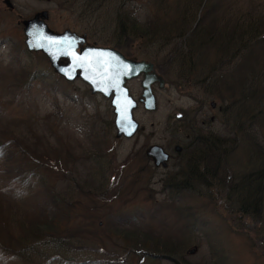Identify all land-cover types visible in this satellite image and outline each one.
Here are the masks:
<instances>
[{"label": "rangeland", "instance_id": "374dc122", "mask_svg": "<svg viewBox=\"0 0 264 264\" xmlns=\"http://www.w3.org/2000/svg\"><path fill=\"white\" fill-rule=\"evenodd\" d=\"M75 1L68 0L64 3V0H11L6 5L5 0H0L1 128L11 129L27 146H35L36 151L42 145V156L49 161L53 162L57 155L62 159L67 154L70 155L69 166L72 167L73 164L75 169L72 178L79 184L89 181L87 179L95 180L91 184L102 181L103 176L100 175H105L108 171L114 177L116 170L113 168L118 162L133 151L140 150L138 160L139 156L144 155L142 152L144 153L148 144H159L175 155V143L184 148L192 146L201 151L202 148L209 149L210 146L204 139H214V143L221 144L222 139L228 138L232 132L234 136L231 139L238 142L232 153L222 161L219 157L220 163L218 160H210L208 166L215 169L219 164L215 174L224 177L227 185L247 181L243 179L244 176L248 177L262 167L259 152H256L257 148L253 143L257 142L259 149L264 151L263 124L256 123L255 128L251 126L248 131L240 132L239 135L237 127L246 122L242 118L249 116L250 104L256 100L263 103L264 100V1L181 0L191 4L196 16L200 13L206 14L205 24H201V29L192 26V29L189 28L191 31L188 29L189 33H184L185 41L170 38L166 40L161 35L150 40V43L142 38L132 41L129 38L121 39L120 36L114 38L111 36L112 29H104L99 20H93V26L88 25L92 35L87 40L89 44H102L98 42L100 40L110 41L108 47L136 60L151 61L159 74L163 76L162 71L167 76H163L166 83L162 88L157 83L153 84L156 109L148 111L139 104L134 110V117L140 125L138 131L130 138L121 137L116 138L117 140L110 99L100 94H92L89 86L80 79L66 81L54 71L43 53L30 52L24 45L22 20L43 9L48 11L47 23L50 29H72L81 33L82 31L72 26L76 22L86 25L84 19L80 20L79 16L75 17L73 14L74 10L80 12ZM155 1L134 0L126 7L130 9L127 14L130 12L128 16L133 17V23L143 27L150 26L152 33H159L165 28V31L159 33L165 34L166 25H175L177 22L172 21L175 18L181 19L182 13L171 11L167 14L163 6H158L160 0L157 3ZM166 1L176 3V0H162L159 3L164 4ZM84 2L86 4L87 0ZM108 5L103 9L105 13L111 9ZM189 12L190 10L184 13V18ZM158 15L164 16L163 20L159 21ZM218 18L223 21H218ZM215 22L220 25L214 26ZM253 26L262 30L260 34L250 32V27ZM223 29L229 31L233 38H238L241 48L229 43L231 35L228 39L220 36L219 31ZM243 34L245 37L241 42ZM178 42L182 44L178 45ZM195 43L199 44L194 48L188 47ZM180 46L186 49L185 56L180 51ZM215 50L221 53L216 55ZM215 58L217 60L214 61ZM169 59L174 65L168 67ZM191 66H195V73L187 74L184 79L185 70ZM235 71L238 76L233 74ZM141 79L142 75L126 82L135 99L142 92ZM254 88H257L256 93ZM243 96L248 99L247 102H244ZM211 102H215L214 107L210 106ZM177 113H181V117H177ZM2 129L0 138L6 140L8 137L4 128ZM197 133L203 135V143L199 141L194 144V141L189 140L191 134L195 136ZM2 151L0 150V163L3 164V161H8V149L4 157ZM46 151L48 155L45 154ZM187 152L184 150L182 154L171 158L167 167L152 169V175L144 178L150 188L144 185L148 190L144 196L151 195L149 199L141 198L140 194L138 198L124 205L118 200L119 205H112L111 213L106 214L109 221L101 219L103 228L97 229L92 225L86 229L84 235L67 239L75 244L74 251H78L75 257L79 259V264H91L94 261H85L83 257L96 256L114 259L121 256L124 259L121 264L135 262L133 257L126 259L129 254L124 257L126 251L121 248L120 243L114 245L108 241L100 242L102 238L112 235L108 229L109 222L117 223L120 227L122 224L125 227L138 228L154 235L162 234L174 240L192 238V243H197L198 248L192 254L186 253L184 248L185 256L192 260L200 259L199 262L204 257L216 260L223 255L226 264H264V194L261 201V219L258 221L248 214L243 215L239 205L223 196L226 192L229 193L227 187L214 186L210 182V188L194 183L190 190H179L170 186L176 178L171 184L164 185L165 178H171L170 174L173 175L178 166H184ZM9 164L27 175L17 179L21 194L18 201L22 200V196L31 198L27 189L38 182L37 174L40 169L35 173L34 170H29L28 165L16 168L15 163ZM55 176L47 171L46 187L55 184L56 188H52L65 194L63 196L82 198L77 191L79 186L71 184L67 179L70 177L68 173H65V177ZM105 182L107 186L111 185V178H106ZM73 188L75 191L71 194ZM30 190L39 189L33 187ZM232 195L234 193L231 191L230 196L233 198ZM121 196L124 194L120 192L116 199ZM105 197L103 195L102 199ZM94 200L96 201L93 203L99 205L100 201L97 198ZM36 202L38 201H27L25 209L30 210ZM78 205H82V202ZM74 209L71 218L76 212H81L77 206ZM112 237L115 238V235ZM79 244L85 246L80 248ZM45 251L60 258L49 264H68L62 261L63 258L72 257L65 254L67 252H59L52 247ZM95 263L102 264L101 261ZM0 264H21V261L0 253ZM150 264H166V260Z\"/></svg>", "mask_w": 264, "mask_h": 264}, {"label": "trees", "instance_id": "16d2710c", "mask_svg": "<svg viewBox=\"0 0 264 264\" xmlns=\"http://www.w3.org/2000/svg\"><path fill=\"white\" fill-rule=\"evenodd\" d=\"M132 1L134 0H87L85 4L84 0H76L75 3H77L80 8V12H76L73 9V14L75 17L79 16L80 20L84 19L86 25L76 22L73 23L72 26L85 32L89 36L90 29L88 25L93 26L92 21L99 20L100 25L103 26L104 29L113 30L111 36L114 38H129L128 40L130 41L135 38H142L147 39V41L149 40L148 43H150V40L156 38L157 35L163 36L166 40L170 38L171 40L185 41V34L191 31L190 29H192V26L201 29V24H205L206 14L200 13L199 16H196L195 9L191 8L192 6L189 2L176 0V3L166 1L163 4L159 3L162 2V0L159 2L156 0L154 3L158 2L159 7L163 6L167 14L171 13V11H180L182 13V18H175L174 21H172V23L177 22L175 25H166L165 34H159L163 32V30L165 31V28H162L163 30L159 33H152L150 31V26H139L132 22L133 17L131 18V16H128L129 13L127 14V12L130 9L126 7L130 5ZM135 1L144 2L145 0ZM261 1L264 0H259V2ZM67 2L68 0H64V3ZM107 5L110 6L111 9H108L107 13H105L103 9H105ZM123 8L126 9L123 10ZM189 10L190 12L187 14V17L184 18V13ZM113 15L114 19H112ZM157 18L161 21L164 16L159 17L158 15ZM218 21L223 20L218 18ZM219 25V22L214 23L216 27ZM261 31L262 30L256 26L250 27V32L254 34L257 32L260 34ZM219 34L223 39H228L231 35L229 43L236 46L238 45L237 47L241 46L238 38H233L232 34L226 31V29L219 31ZM244 37L245 34L240 38L241 42ZM255 37L256 35H254V38ZM98 42L103 45H107L108 42L111 43L106 40H100ZM148 43H145V45L150 46ZM177 44L179 45L182 43L178 42ZM198 44L199 43L193 45L189 44L188 47L194 48ZM180 49L185 56L184 50L186 49H182L181 46ZM215 51L216 53L214 54L216 55L221 53V51ZM215 60H217V58H215L214 61ZM172 64L173 62H170L169 59L168 67ZM195 69V66L188 67V69L185 70L184 79L187 74L195 73ZM161 73L167 78L165 73L162 71ZM235 73L236 71L233 72V74ZM235 75L238 76V72ZM253 91L256 93L257 88H254ZM243 97L245 99L244 102H247L248 99L245 96ZM250 106L251 110L249 116L247 118H242L244 121L246 119V122L237 127L238 135L240 132L245 133V131H248L251 126L255 128L256 123L263 124L262 130L264 129V121H261L262 119L264 120V100L263 103L259 100L253 101ZM7 123H9V121H7ZM2 128H4L5 135L8 138L6 140L0 138V150L4 151L2 155L4 157L8 149V161H3V164L0 163V253H4V255L9 257H16L21 261V264H49V262L53 260H60L56 255H49L45 251L50 247L57 249L59 252L64 251L67 252L65 254L72 255L73 258H63L62 261L65 263L79 264V259L75 257L78 253V251H74L76 249L75 244L70 243L67 239L84 235L86 229L92 227V225H95L97 229L103 228V224L100 223L101 219H103V221H109L106 214L108 212L111 213L112 205H119L117 203L118 200L124 205L138 198L140 194H142L141 198L145 199H149L151 196H144L147 194L145 192L148 191L146 187H148L147 185L149 184L145 182V180L152 175L151 170L155 168L148 163V158L143 152L142 154L144 155L139 156L137 160V156L141 152L140 150L133 151L120 163L118 162L115 165V168H113V170H116L114 177L109 175V171L105 173L107 179L111 178V185L107 186L108 184L105 182L106 178L104 174L100 175L103 176L102 181L91 184L90 182L95 180L87 179L89 181L79 184L72 178L74 177L75 169L73 164L72 167L69 166L68 156L70 155L67 154V157L63 159L60 155H57L54 157L55 160L53 162L49 161L44 158V155L42 156V145H40L39 150L36 151L35 146H27V143L21 137L15 136L11 129ZM2 128L0 127V133L3 132ZM195 138L198 142V139L201 141L204 139L203 135L198 134ZM115 140L117 139L115 138ZM204 140H207L208 145H210L209 149L203 150L202 148L201 151H194L192 150L194 148L190 146L186 147L185 150L188 151V155L185 158L186 161L184 162V166H178L176 172L173 173V175L170 174V176H172L171 178H165L164 185L171 184L172 180L176 178L170 186L179 190H190V187H192L194 183H196L197 186L201 184V186L204 185L209 188L211 187L210 182L214 186L221 188L227 187L229 193L226 192L223 196H226L228 200L232 199L231 201L234 202L235 205H239V210L243 215L248 214L251 218L253 217V220L259 221V218L261 219L262 210L261 201L264 194V151L259 149L260 147L257 142L253 143L254 147L257 148L255 149L257 150L256 152H259V162L262 167L258 171L250 173L248 177L244 176L243 179H247V181L245 180L243 183L241 182L237 185L232 183L227 185L224 177L215 174L219 164L217 168L214 166L215 169L208 165L210 160L216 162L217 160L219 161L218 158L220 157V161H222L225 156L230 155L238 142L236 143L235 140L230 137L222 139L221 144L214 143L216 140L210 138ZM204 140L202 142H204ZM69 153L72 154L70 151ZM45 154L48 155L47 151ZM111 157L114 158L113 155ZM9 163H15L16 168L28 165L29 170H34L35 173L40 169V172L37 174L38 182L27 189L32 199L22 196V200L18 201L21 194L19 192V182L17 179L27 175L16 170ZM47 171L56 175L55 178L59 176L65 177V173H68L70 177L67 179L71 184L79 186L77 191L82 198L74 197L75 199H73V197H68V195L63 196L65 194H61L52 188H56L55 184H52V187H46L47 183L45 182V177L47 176ZM205 173H209V175ZM178 175L181 177L178 178ZM144 178L146 179L144 180ZM188 181L190 183H188ZM93 185H95L94 188L92 187ZM144 185H146V187ZM33 187L39 190H30ZM229 188L234 189L232 190ZM74 191L75 188L72 189L71 194ZM231 191L234 193V195H232L233 198L230 196ZM120 192L123 193L124 196L116 199ZM127 192H129V194H126ZM220 194H223V192ZM103 195H106V197L102 199ZM255 195H257V197H255ZM96 198L100 201L99 205L93 203L96 201L94 200ZM34 200L38 201L36 205H32L30 210H26L24 207V205H28L26 202L29 201L32 203ZM80 202H82V205H78ZM76 206L81 212H76L73 214V218H71V213L75 211L74 208ZM107 206L109 207L107 208ZM98 212L101 214L99 215ZM261 221L263 222V220ZM108 227L112 235L108 236V238H102L100 242L108 241L110 244L114 245L120 243L121 248L126 251L124 257L126 254H129L126 259H128V257L134 258L135 262L133 264H150V262H159L160 260H166V264H226L223 255H220L216 260H210L204 257L200 262V259L192 260L187 258L184 248L188 254L194 253L198 248L197 243H192V238L187 237L174 240V238L166 237L162 234L154 235L138 228L125 227L122 224L120 227L117 223L113 222H109ZM113 235H115V238L112 237ZM252 245L255 246L253 242ZM84 246L85 244H79L80 248ZM95 247L97 246L95 245ZM83 260L94 261V264H96V261H101L105 264H121V260L124 259L121 256L115 259L96 256L95 258L83 257Z\"/></svg>", "mask_w": 264, "mask_h": 264}, {"label": "water", "instance_id": "95a60500", "mask_svg": "<svg viewBox=\"0 0 264 264\" xmlns=\"http://www.w3.org/2000/svg\"><path fill=\"white\" fill-rule=\"evenodd\" d=\"M5 3L10 4L9 0H5ZM47 18V10H40L33 17L23 21L26 48L29 51H42L56 72L65 79L80 77L90 86L92 93L100 92L105 97L113 94L111 105L115 114L116 136H133L138 128V122L133 117L137 102L129 94V89L125 86L126 80L143 73V89L139 101L143 102L148 110L156 108L152 83L158 82L159 87H162L164 80L151 71L153 65L146 61L126 59L117 50L109 47H80L85 42L84 36L69 29L54 32L46 24ZM61 58L68 61L61 63ZM175 149L180 150L181 147L177 145ZM146 153L154 159L156 165L166 166L168 154L161 146L151 145Z\"/></svg>", "mask_w": 264, "mask_h": 264}]
</instances>
